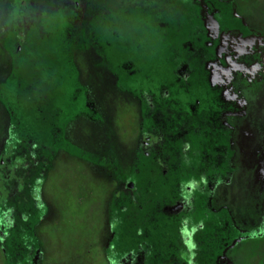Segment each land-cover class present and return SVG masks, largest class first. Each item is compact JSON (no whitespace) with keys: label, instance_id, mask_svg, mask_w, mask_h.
I'll return each instance as SVG.
<instances>
[{"label":"rangeland","instance_id":"374dc122","mask_svg":"<svg viewBox=\"0 0 264 264\" xmlns=\"http://www.w3.org/2000/svg\"><path fill=\"white\" fill-rule=\"evenodd\" d=\"M21 1L44 12L53 0H0V151L10 130L8 114L23 109L16 119L37 131L36 160L28 163L21 150L6 161L11 157L9 163L25 183L26 190L19 194L24 202L35 200L32 191L36 194L38 187L42 205L38 264H213L212 250L218 242L235 238L229 225L237 218L225 201L238 204L247 216L254 211L257 199L252 187L246 189L249 179H242L241 189L220 193L223 208L217 215L196 190L199 175L186 182L185 177L181 181L176 175L162 176L161 169L153 174L138 145L148 128L140 126L136 102L123 90L136 91L129 76L121 79L114 61L104 67L86 45L84 30L76 33L75 41L68 40L63 32H55L53 24L60 23L54 20L46 24L52 30L44 28V38L37 30L25 36ZM232 1L240 15L264 29V0ZM134 69L129 64L127 71ZM21 85L18 98L11 89ZM198 151L195 148L192 154ZM174 162L173 168L184 163L201 168L200 161L192 159ZM135 179L138 186L127 191L126 182ZM185 182L193 185L195 199L186 214L176 205ZM214 194L217 197V190ZM257 224L250 219L241 225L247 233L264 230V222ZM229 253H243L239 262L264 264V236L243 240Z\"/></svg>","mask_w":264,"mask_h":264},{"label":"flooded vegetation","instance_id":"af4514ba","mask_svg":"<svg viewBox=\"0 0 264 264\" xmlns=\"http://www.w3.org/2000/svg\"><path fill=\"white\" fill-rule=\"evenodd\" d=\"M52 4L40 12L34 3L21 1L23 34L37 30L44 38V28L52 30L48 26L55 20L61 24H53L55 32H63L68 40L75 41L76 33L84 30L86 45L105 68L112 61L118 64L119 77L128 75L136 89L123 88L136 102L140 126L148 128L138 145L153 174L161 169L162 176L176 175L181 181L185 177L186 182L199 175L196 190L217 215L223 208L220 193L241 189L242 179H249L246 189L252 187L257 199L254 211L247 216L238 204L223 200L237 218L229 225L234 233L228 232L235 238L219 241L212 250L213 264H247L237 260H243V253L229 252L243 240L264 236L263 228L247 233L241 225L250 219L264 222V29L240 15L232 0H53ZM129 64L135 69L127 71ZM23 87L11 93L19 98ZM22 110L8 114L10 130L0 151L3 264H38L41 258L38 187L36 194L32 191L34 202H24L19 194L26 190L25 183L9 163L11 157L6 161L13 153L8 151L14 138L12 126ZM195 148L199 151L192 154ZM182 157L200 161L201 168L185 163L173 168L174 160ZM186 182L176 199L184 214L195 205L193 185ZM135 184L136 179L128 180L127 191ZM189 223L194 226V221Z\"/></svg>","mask_w":264,"mask_h":264},{"label":"trees","instance_id":"16d2710c","mask_svg":"<svg viewBox=\"0 0 264 264\" xmlns=\"http://www.w3.org/2000/svg\"><path fill=\"white\" fill-rule=\"evenodd\" d=\"M21 7H22V5H21ZM21 7H20V9H21ZM20 14L21 13H19V15ZM18 18H20V17H18ZM26 112H27V109H26ZM29 117L33 118L32 115ZM12 130H13L14 138H13L11 144L9 145L10 149L8 147V151H11L14 153L17 151L24 150V151H26V158L28 160V163L35 161L36 158L34 157L33 152L35 151L36 147H39V145L36 144L37 143V131H36V129L30 123H27V125L25 127L24 122H20L18 120L13 124ZM22 136H23V138L21 139ZM18 144H20V145H18ZM21 146L22 147L24 146V148L18 149Z\"/></svg>","mask_w":264,"mask_h":264}]
</instances>
